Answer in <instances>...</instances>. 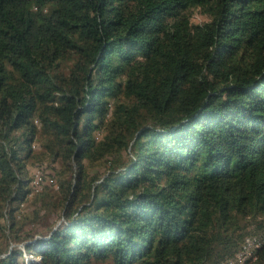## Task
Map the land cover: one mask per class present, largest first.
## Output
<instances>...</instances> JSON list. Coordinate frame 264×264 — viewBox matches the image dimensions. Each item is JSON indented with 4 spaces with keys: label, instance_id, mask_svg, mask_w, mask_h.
<instances>
[{
    "label": "trees",
    "instance_id": "obj_1",
    "mask_svg": "<svg viewBox=\"0 0 264 264\" xmlns=\"http://www.w3.org/2000/svg\"><path fill=\"white\" fill-rule=\"evenodd\" d=\"M0 264H264V0H0Z\"/></svg>",
    "mask_w": 264,
    "mask_h": 264
},
{
    "label": "rangeland",
    "instance_id": "obj_2",
    "mask_svg": "<svg viewBox=\"0 0 264 264\" xmlns=\"http://www.w3.org/2000/svg\"><path fill=\"white\" fill-rule=\"evenodd\" d=\"M203 19H205L204 14H202V13L200 12L199 9H196V10H195V13H194V15H193V20H194V21H201V20H203ZM33 168H34V166L31 165V166H30L31 172H33ZM55 178H56V180L58 179L57 174H56ZM36 190H40V189H36ZM27 256H29V254H27Z\"/></svg>",
    "mask_w": 264,
    "mask_h": 264
},
{
    "label": "built area",
    "instance_id": "obj_3",
    "mask_svg": "<svg viewBox=\"0 0 264 264\" xmlns=\"http://www.w3.org/2000/svg\"><path fill=\"white\" fill-rule=\"evenodd\" d=\"M256 245V243H253V241L248 242V244L245 246L247 250H249L252 246Z\"/></svg>",
    "mask_w": 264,
    "mask_h": 264
}]
</instances>
